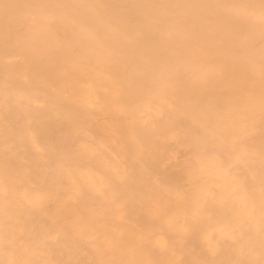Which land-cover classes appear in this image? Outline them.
Returning <instances> with one entry per match:
<instances>
[{"label": "bare ground", "instance_id": "6f19581e", "mask_svg": "<svg viewBox=\"0 0 264 264\" xmlns=\"http://www.w3.org/2000/svg\"><path fill=\"white\" fill-rule=\"evenodd\" d=\"M0 264H264V0H0Z\"/></svg>", "mask_w": 264, "mask_h": 264}]
</instances>
